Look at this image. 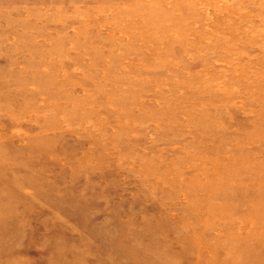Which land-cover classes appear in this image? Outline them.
I'll use <instances>...</instances> for the list:
<instances>
[{"label":"rangeland","instance_id":"obj_1","mask_svg":"<svg viewBox=\"0 0 264 264\" xmlns=\"http://www.w3.org/2000/svg\"><path fill=\"white\" fill-rule=\"evenodd\" d=\"M0 264H264V0H0Z\"/></svg>","mask_w":264,"mask_h":264}]
</instances>
